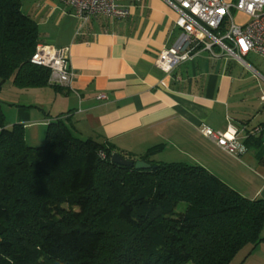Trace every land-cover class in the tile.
I'll list each match as a JSON object with an SVG mask.
<instances>
[{
  "label": "trees",
  "instance_id": "1",
  "mask_svg": "<svg viewBox=\"0 0 264 264\" xmlns=\"http://www.w3.org/2000/svg\"><path fill=\"white\" fill-rule=\"evenodd\" d=\"M38 42L21 0H0V88L50 85L49 70L30 61ZM258 140L249 132L245 144ZM27 143L0 107V264H229L264 241V198L199 164L152 160L160 145L119 152L150 168L123 166L112 143L60 117L41 146Z\"/></svg>",
  "mask_w": 264,
  "mask_h": 264
},
{
  "label": "crops",
  "instance_id": "2",
  "mask_svg": "<svg viewBox=\"0 0 264 264\" xmlns=\"http://www.w3.org/2000/svg\"><path fill=\"white\" fill-rule=\"evenodd\" d=\"M120 4L127 17L94 16L82 24L59 0H21L37 22L39 42L66 47L75 73L70 87L21 91L35 102L7 100L25 140L35 143L48 121L60 117L80 136L112 143L118 153L138 157L160 145L152 160L199 164L242 195L264 198V104L237 92L243 81L238 60L200 51L166 74L155 59L180 34L176 11L165 0ZM199 124L220 131L232 125L244 144L249 132L260 140L230 154L203 136ZM223 158L241 167L238 175H226Z\"/></svg>",
  "mask_w": 264,
  "mask_h": 264
},
{
  "label": "built area",
  "instance_id": "3",
  "mask_svg": "<svg viewBox=\"0 0 264 264\" xmlns=\"http://www.w3.org/2000/svg\"><path fill=\"white\" fill-rule=\"evenodd\" d=\"M72 9L82 24L94 16L125 18L127 7L121 1L140 3L143 0H59ZM177 13L176 26L180 34L176 41L164 47L155 59V66L170 73L175 65L191 60L200 51L211 56L234 57L248 66L244 57L250 52L264 55V0H165ZM233 11L246 15L241 23L234 21ZM30 61L49 70L48 83L70 87L74 70L68 49L38 42ZM164 85V82L161 81ZM103 98V95H98ZM259 100L264 104V88ZM199 130L210 141L230 154H242L247 148L236 127L224 131L199 124Z\"/></svg>",
  "mask_w": 264,
  "mask_h": 264
},
{
  "label": "rangeland",
  "instance_id": "4",
  "mask_svg": "<svg viewBox=\"0 0 264 264\" xmlns=\"http://www.w3.org/2000/svg\"><path fill=\"white\" fill-rule=\"evenodd\" d=\"M232 14L236 23H241L246 17V15H244L243 13L237 11H233ZM244 61L248 64V66L243 64L241 61L236 62L239 70L241 71L240 77L243 78V81L238 84L237 92L239 94L246 95L247 97H255L257 103L262 106V103L259 100V94L260 90L264 88V78L260 77L264 76V55H259L251 52L247 57H244ZM251 67L257 69L260 76L254 73L251 70ZM21 91L24 90L13 86L9 81L4 83L0 89V107L4 113L6 124H12L14 122V117H12L13 111L10 110V104L7 100L14 99L18 100L21 103L25 102L26 104H28V102H35V100H37V97H35L34 95L21 94ZM45 133L46 130L39 137V139H37V137H34L35 139H32V142L35 143L27 144L32 146H41L45 138ZM223 160L225 161L226 159L223 158ZM225 164L227 165L226 175H238L236 171H240V166L238 167V165H236L229 159L225 161ZM182 207H184V203H180L177 207V210L182 209ZM262 234H264V229H262ZM229 264H264V241H261L254 249L250 250V252L248 247H243L241 250H239V252L235 255V257Z\"/></svg>",
  "mask_w": 264,
  "mask_h": 264
},
{
  "label": "water",
  "instance_id": "5",
  "mask_svg": "<svg viewBox=\"0 0 264 264\" xmlns=\"http://www.w3.org/2000/svg\"><path fill=\"white\" fill-rule=\"evenodd\" d=\"M111 160L123 166L134 167L135 169H148L151 166L148 162L141 159L135 161L127 159L118 152L112 154Z\"/></svg>",
  "mask_w": 264,
  "mask_h": 264
}]
</instances>
